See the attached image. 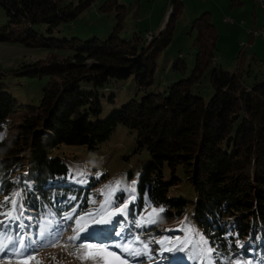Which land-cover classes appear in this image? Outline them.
Segmentation results:
<instances>
[{
    "label": "trees",
    "instance_id": "trees-1",
    "mask_svg": "<svg viewBox=\"0 0 264 264\" xmlns=\"http://www.w3.org/2000/svg\"><path fill=\"white\" fill-rule=\"evenodd\" d=\"M109 1L120 5L119 0ZM95 2L0 0L7 16L0 24V42L50 50L46 58L0 68V204L6 201L5 216L34 214L37 222L49 225L52 242L61 238L63 222L91 216L86 214L91 211L89 193L70 185V168L55 150L62 144L95 150L124 125L136 132V151L150 153L138 188L141 195L148 193L154 205L163 207L157 224L190 217L217 264L263 260L264 74L254 69L264 68V60L244 47L234 58V71L214 64L220 34L210 12L204 11L191 21L196 54L190 74L185 76L187 61L179 57L173 70L183 78L164 91L150 90L157 56L174 40L184 0H170L172 11L151 41L148 33L124 38L117 29L105 39L61 37L64 25ZM132 75L144 91L142 97L103 117L102 97ZM21 76L48 78L38 103L25 104L11 91L6 80ZM250 76H255L251 84L245 80ZM205 78L213 88L207 99ZM109 99L114 102L115 94ZM178 170L191 182L192 197L170 196L182 180ZM125 221L121 215L115 218V238L129 240L135 233L133 222ZM97 227L86 235L90 226L76 243L105 240L109 232ZM143 263L197 262L184 251L177 257L165 252Z\"/></svg>",
    "mask_w": 264,
    "mask_h": 264
},
{
    "label": "rangeland",
    "instance_id": "rangeland-1",
    "mask_svg": "<svg viewBox=\"0 0 264 264\" xmlns=\"http://www.w3.org/2000/svg\"><path fill=\"white\" fill-rule=\"evenodd\" d=\"M118 2L120 5L111 1L96 0L95 4L85 10L78 19L65 24L60 36L65 34L82 39L92 37L105 39L115 29L124 38H131L134 33L146 36L148 30L157 33L163 28V25L159 28V24L157 25L153 18L160 20L166 18L167 21L171 12L170 9L168 10L170 0H119ZM198 2L190 0L189 6L183 7L176 23L173 42L157 56L154 82L150 90L164 91L169 83L183 78L182 74L173 70V65L179 57L187 61L188 72L185 76L190 74L195 62L196 49L193 40L196 33H189L191 24L187 22V18L192 14V7ZM105 3H108V6L101 8ZM6 21L5 11L0 9V24ZM244 38V36L236 37L230 47L239 45L244 40L248 41V38ZM242 48L244 47L238 48L235 54L237 55ZM49 52V49L29 47L20 42H0V68H15L23 62L46 58ZM226 54L224 50H218L214 64L219 63L226 70L234 71L236 61L234 59L226 61ZM254 67L257 65L254 64ZM254 70L256 74H264L262 67ZM254 79L255 76L245 78L249 84ZM6 81L10 83L11 91L15 96L23 103L31 104L40 100L48 78L21 76ZM203 87L205 98H210L213 88L207 78L203 80ZM111 93L115 94L114 102L109 99ZM143 94L144 91L139 89L136 78L132 75L118 83L116 87H112L105 93V97H102V116H107L115 107L121 106L130 99H140ZM55 154L59 155L70 168L68 177L70 185L77 184L83 188L84 193H89L91 211L86 214L91 213V216L83 220L73 216L66 223L63 222L61 238L52 242L53 237L49 239L51 231L48 224L47 226L40 224L34 214L29 215L27 212L24 213L27 214L24 217H18L13 213L5 216L3 209L6 201H4L0 204V264H147L143 261L159 258L165 252L171 253V257H177L184 251H187L190 259L197 262L196 264H202L204 261L205 264H217L211 258L212 252L209 251L211 248L207 239L200 228L191 222L190 217L187 219L180 217L157 224L163 207L154 205L148 193L141 195L138 188L142 165L150 158V153L147 149L136 151L135 131L119 125L111 137L95 150L86 145L62 144L55 150ZM177 173L182 180L171 189L170 196L182 194L192 197L194 189L191 182L185 178L181 170ZM123 196L124 199L121 200ZM76 197L77 195L73 194L72 198L76 199ZM76 203L78 204V201ZM120 215L125 217L127 224L133 222L132 228H135V233L129 240L114 237L117 228L114 220ZM104 220L108 223L101 222ZM153 220L155 223H151ZM98 225L109 232L105 240L89 239L91 242L76 243L90 226L91 229L86 235L92 229L98 228ZM90 245L107 247L104 250L101 247H89ZM109 253L116 255L111 256ZM256 262L264 264V259ZM234 264L252 263L249 259H239Z\"/></svg>",
    "mask_w": 264,
    "mask_h": 264
},
{
    "label": "crops",
    "instance_id": "crops-1",
    "mask_svg": "<svg viewBox=\"0 0 264 264\" xmlns=\"http://www.w3.org/2000/svg\"><path fill=\"white\" fill-rule=\"evenodd\" d=\"M195 1L199 2L192 7V14L187 18V22L191 24L194 17L203 11H209L211 19L214 20L220 34L218 50H224L227 53L225 56L226 61L234 59L237 49L241 47H245L248 52L256 53L258 57L264 60V36L250 33L251 30L264 28V8L259 7L254 0ZM184 3V8H187L190 0H184ZM226 18H232L233 22L225 21ZM153 20L156 21L157 25L159 24V28L162 25L164 26L166 22V18L165 20L153 18ZM241 36L248 38V41L244 40L241 44L230 47L231 44L233 45L234 39Z\"/></svg>",
    "mask_w": 264,
    "mask_h": 264
},
{
    "label": "built area",
    "instance_id": "built-area-1",
    "mask_svg": "<svg viewBox=\"0 0 264 264\" xmlns=\"http://www.w3.org/2000/svg\"><path fill=\"white\" fill-rule=\"evenodd\" d=\"M255 2L262 8H264V0H255ZM169 9H172V6L168 8ZM226 20L228 21H233L232 18H226ZM244 22V21H242ZM250 32H254V34H259V35H263L264 36V28H261V29H258V30H251ZM156 34L155 31H152V30H148V36H149V41H151L154 37V35Z\"/></svg>",
    "mask_w": 264,
    "mask_h": 264
},
{
    "label": "snow or ice",
    "instance_id": "snow-or-ice-1",
    "mask_svg": "<svg viewBox=\"0 0 264 264\" xmlns=\"http://www.w3.org/2000/svg\"><path fill=\"white\" fill-rule=\"evenodd\" d=\"M12 203L15 204L16 202H15V201H12ZM161 211H163V209H161ZM101 222H103V223H108L107 220H104V221H101ZM151 223H155V221L153 220V221H151ZM80 247H84V245H80ZM89 247H101V248H103L104 250H106V247H107V246H96V245H90ZM117 247H119V245H117ZM145 247H147V245H145ZM126 250H127V249H126ZM209 251H211V249H209ZM109 255H111V256H115L116 253H109Z\"/></svg>",
    "mask_w": 264,
    "mask_h": 264
},
{
    "label": "bare ground",
    "instance_id": "bare-ground-1",
    "mask_svg": "<svg viewBox=\"0 0 264 264\" xmlns=\"http://www.w3.org/2000/svg\"><path fill=\"white\" fill-rule=\"evenodd\" d=\"M170 10H172V9H170ZM148 38H149V36H148Z\"/></svg>",
    "mask_w": 264,
    "mask_h": 264
}]
</instances>
